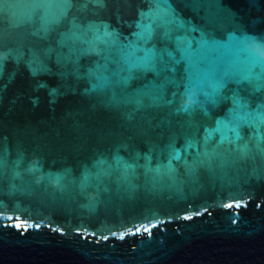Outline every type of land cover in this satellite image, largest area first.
I'll return each instance as SVG.
<instances>
[{"label": "water", "instance_id": "95a60500", "mask_svg": "<svg viewBox=\"0 0 264 264\" xmlns=\"http://www.w3.org/2000/svg\"><path fill=\"white\" fill-rule=\"evenodd\" d=\"M163 7L226 42L197 54L193 100L168 53L201 31L165 36L156 0H0V264H264V122L234 118L264 105V0ZM138 23L155 70L130 69Z\"/></svg>", "mask_w": 264, "mask_h": 264}, {"label": "snow or ice", "instance_id": "6c2138e0", "mask_svg": "<svg viewBox=\"0 0 264 264\" xmlns=\"http://www.w3.org/2000/svg\"><path fill=\"white\" fill-rule=\"evenodd\" d=\"M157 3V11L154 14V17L156 19H160L163 22V25L165 26L166 30H165V36H169L171 29L168 28V25H174L176 28L178 29H183L188 33L191 32H196V31H201V38L199 41H196V47H193V39L188 36H177L175 37V45L177 50L181 53L180 58L176 59L175 56H173V54L171 52L168 53V55L173 59V61L176 64H180L181 62H183L185 64V79H186V83H185V90L186 92H189L190 96V100H193L195 97V93L191 92V89L196 86V84L198 83L197 81V77L199 76L200 73H202L204 71V69L200 66V62L196 59V56L198 53H200L203 49L208 48L210 46H218V47H222V46H226V42L224 41H218V40H212L209 41L206 36L204 35V33L202 32L201 29L197 28V26L192 25L190 21L186 22L183 19L178 18L176 15H174L173 10L170 7H163V5L167 4V0H156ZM142 16H144V13H141ZM148 15H153L152 13H149ZM107 25H105V31L103 33V37L106 38H112L114 36H116V34L114 32H109L107 30ZM137 27L139 29H141L139 32L134 33V35L137 37V41L138 43H133V44H129L127 47L131 50L129 52L130 55H135L136 51L142 50L145 51V56L143 57H137L136 60L137 62L130 65V69L132 67H140L143 68L144 70H148V69H152L155 70V64H154V59H155V49H142L140 47V43L139 42H145L148 39H151L152 34H153V29H152V25L151 23L148 24H141L138 23ZM97 33H99V29L95 30ZM75 35V34H74ZM79 38V37H78ZM97 39H101L100 35L98 34ZM235 39V37L232 34H229V40ZM247 39V38H246ZM117 39H113L112 42L115 43L117 42ZM87 43H91L90 41H85ZM247 50V49H246ZM162 59V57H161ZM255 59H258V57L254 58V62ZM172 71H175V69L173 68ZM98 79H100L98 77ZM173 83H175V81H173ZM46 85H44L43 83H41L39 85V87H45ZM97 85H93V88H96ZM55 89H52L51 92L55 93ZM155 99V98H154ZM232 102L233 104L236 106V109H239L241 107H246V105H241L240 104V100L238 97L233 96L232 98ZM213 103H215V101L213 100ZM190 105H184L183 107V111H188L189 110ZM261 111H258L255 114L252 113H245L243 116L239 114V112L237 111L235 114V120L240 121V120H244L246 123L248 124H253L255 123L256 120H259L261 122H264V105H261ZM221 122L218 121L217 122V128L215 129L216 132H220L221 131V127H220ZM239 124H224V129H226V131H230L233 132L236 136V139H239ZM259 135V133H258ZM224 138H227L226 134L224 136ZM264 138V137H262ZM205 156L208 155L207 152L204 153ZM174 159H179L180 155L179 153H177L174 157H172ZM120 158L117 157V161H119ZM200 163H203V161H199ZM193 163H197V161H193ZM123 168L125 169V174L127 173V169L132 167L131 165L128 164H123L122 165ZM170 167V165H169ZM157 173H159V168H157ZM57 179H61L62 177L60 175L56 176ZM88 177L87 175H85L84 180L85 182L87 181ZM241 202L239 201H234L233 203H229L226 204L225 207L231 209L233 207L235 208H240ZM201 213L197 212L196 215H200ZM236 215V214H234ZM184 219H191L192 217L190 215H186L183 217ZM8 220H13L12 216L8 217ZM5 226H11L16 228L18 231H21V234H23V232H26L29 227H34V228H39L40 225L39 223H29L28 219H21L19 216H16L14 218V223H12L11 225H5ZM152 227H157V225H151L150 227H145L143 229H137V232L139 231H144L147 233H151V228ZM137 232H134L132 234H137ZM121 239H123V237H120ZM105 239H107V237H105Z\"/></svg>", "mask_w": 264, "mask_h": 264}, {"label": "clouds", "instance_id": "9594fccd", "mask_svg": "<svg viewBox=\"0 0 264 264\" xmlns=\"http://www.w3.org/2000/svg\"><path fill=\"white\" fill-rule=\"evenodd\" d=\"M257 51H259V49H257Z\"/></svg>", "mask_w": 264, "mask_h": 264}]
</instances>
